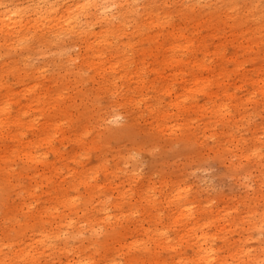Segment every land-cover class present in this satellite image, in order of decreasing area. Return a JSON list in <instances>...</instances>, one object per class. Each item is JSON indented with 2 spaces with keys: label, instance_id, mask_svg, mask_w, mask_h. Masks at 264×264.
I'll return each instance as SVG.
<instances>
[{
  "label": "bare ground",
  "instance_id": "obj_1",
  "mask_svg": "<svg viewBox=\"0 0 264 264\" xmlns=\"http://www.w3.org/2000/svg\"><path fill=\"white\" fill-rule=\"evenodd\" d=\"M18 1L0 0V191L8 195L9 189L17 186L23 198L21 209L24 213H11L7 195L0 197V264H41L42 257L54 252L59 258L53 261L58 264H100L99 260L87 259L91 245L99 249V222L96 215L88 214L84 209L77 225L78 197L77 192L71 193L70 189L77 190V183L82 182L93 188L101 169L106 173L116 171L109 170L105 154L90 167L78 160L81 167L77 169V149L65 150L63 145L67 141H78L104 147L109 140L97 132L86 141L92 132L89 110L79 111L77 115V99L69 98L77 79L71 83L65 76L58 79L51 73L55 80L47 82L46 68L35 65L32 54H44L49 46L52 50L55 45L52 51L62 56L60 61L68 69L77 57L70 55V42L69 46L62 42L71 36L79 39L83 49L80 57L77 55L80 64L93 70L91 76L99 83L97 94L110 95L109 106L114 109L107 115L99 112L98 125L114 122L118 118L116 108L128 102L140 104L142 99H135L133 95L149 81L146 78L149 71H153L155 77L166 79L172 75L175 79L189 81L184 92L170 101L176 112L170 113L168 107L159 105L149 108L160 123L199 107L192 96L194 91L206 94L210 111L218 115L219 120H224V110L228 108L229 111L232 105L229 101H218L214 96L219 88H223L229 97L234 96L233 92H228V82H224L232 73L239 71L243 80L251 78L257 84L253 93H264V48L261 49L262 45L264 47V15L261 17L255 11L258 3L253 0L245 4L240 0H207L209 8L205 13L194 9L195 0H184L174 11L166 8L168 0ZM223 20L236 30L232 41L243 48L247 54L245 59L238 58L236 52L228 54L225 40L217 43L209 53V38L220 33L218 22ZM191 21L194 24H189ZM258 58L262 63L256 62ZM227 60L233 61L232 69L225 65ZM245 60L253 64V73L241 70ZM82 73L77 70L75 75L81 77ZM133 78L140 85L131 87L128 81ZM154 80L149 81L150 85ZM160 88L172 92L175 86L174 83H163ZM250 98L247 96L248 100ZM93 100L98 107L97 98ZM178 126L183 128L185 122ZM253 150L259 154L258 146ZM49 152L53 153V158H49ZM20 160L25 162L20 164ZM28 176L32 179L25 183L24 178ZM52 179L51 189H45ZM178 188L175 196L188 191L186 186L179 185ZM39 189L48 193L46 200L40 198ZM43 200L46 202H41ZM98 204L97 211L104 213L103 218L111 219L107 203L100 199ZM183 204L178 218L187 223L193 211ZM60 206L65 211L59 210ZM251 215L254 216V212ZM223 219H227L225 215ZM185 228L188 233L195 226ZM214 235L202 232L193 237L198 246L196 254L207 264H226L212 243ZM77 239L83 241L82 244H77ZM86 240L89 242L85 243ZM187 242L191 243L190 236ZM250 254L253 253L250 251ZM77 255L80 257L78 263ZM105 264L119 262L111 257Z\"/></svg>",
  "mask_w": 264,
  "mask_h": 264
},
{
  "label": "rangeland",
  "instance_id": "obj_2",
  "mask_svg": "<svg viewBox=\"0 0 264 264\" xmlns=\"http://www.w3.org/2000/svg\"><path fill=\"white\" fill-rule=\"evenodd\" d=\"M183 1L168 0L166 8L174 11L182 6ZM195 1V10L201 13L208 10L207 0ZM240 1L245 4L251 0ZM253 1L258 3L255 11L263 17L264 0ZM189 24H194V21ZM228 24L225 20L218 22L220 33L209 38V53L217 43L225 40L228 54L236 52L238 58L245 59L247 54L243 48L232 41L235 40L233 32L236 30ZM65 43L72 45L73 49L68 47L70 55L77 57L68 69L61 63L62 56L52 51L55 48L53 44L52 50L49 46L44 54H32L31 60L35 65L46 68L44 78L47 82H54V75L58 79L66 77L71 83L77 79L76 88L70 91L69 98L77 99V115L79 111L89 110L92 132L86 141L101 132L109 144L101 147L89 146L87 142L67 141L63 148L77 149V169L81 167L78 160H82L85 167H90L99 161V156L105 154L109 170L116 171L106 173L101 169L93 188L82 182L77 183V190L70 189L71 193L77 192L78 197L77 225L84 209L88 214L96 215L99 222V249L91 245L87 259L99 260L100 264H105L111 257H115L119 264H207L196 254L198 246L193 239L195 235L206 232L215 234L212 243L226 264H264V93H253L257 84L251 78L243 80L239 71L224 79L229 85L228 92L234 93L231 98L223 88H219L214 96L218 101H229L232 105L229 111L228 108L224 110V120H219L218 115L210 111L206 94L194 91L192 96L199 107L195 106L187 113H181L180 117L173 116L160 123L149 108L159 105L168 107L170 113L176 112L170 101L184 92L189 81L175 79L172 75L163 79L149 71L146 78L149 81L155 79L153 85L147 81L142 90L133 95L135 99H142L140 104L128 102L116 108L118 118L114 122L98 125L96 117L99 112L107 115L114 110L109 106L111 97L104 92L97 94L99 83L92 77L93 70L80 64L78 56L83 49L79 39L71 36L62 42L64 46ZM256 62L260 64L262 59L258 58ZM225 65L229 69L234 66L233 61L228 60ZM253 67L250 60H245L241 70L253 73ZM77 70L84 72L81 77L75 75ZM167 72L170 74V70ZM9 79L15 81L13 77ZM128 83L131 87L140 85L136 78ZM163 83H174L175 88L172 92L162 90L160 87ZM247 96L251 98L248 100ZM94 97L99 102L98 107L93 103ZM180 122H185L183 128L178 126ZM255 146H258L259 154L254 152ZM48 156L53 158V153L49 152ZM24 162L20 160V164ZM70 164L73 165V162L70 161ZM31 179L25 177L24 182L28 183ZM53 183L54 179L44 188L51 189ZM117 184L119 187L116 188ZM179 185L186 186L188 191L175 196ZM18 191L15 186L9 189L8 195L0 191V197L7 195V207H10L11 213L23 215V198ZM38 194L44 200L48 196L41 189ZM100 199L107 203L112 215L109 220L103 218V212L97 211ZM44 200L41 202H46ZM182 203L193 211L187 223L178 218ZM59 210L65 211V208L60 206ZM253 212L254 216H249ZM223 215L227 219H223ZM186 226L195 228L187 233ZM84 233L88 234L86 229ZM189 236L191 243L188 244ZM82 242L77 239V244ZM106 249H109L107 254L104 252ZM250 251L253 254L249 255ZM58 258L54 252L42 257L41 264H58L54 262ZM79 260L77 255V263Z\"/></svg>",
  "mask_w": 264,
  "mask_h": 264
}]
</instances>
